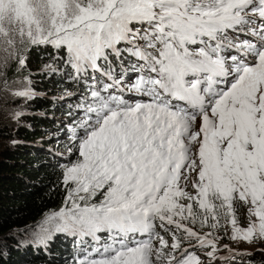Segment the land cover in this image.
I'll list each match as a JSON object with an SVG mask.
<instances>
[{"label":"snow or ice","instance_id":"6c2138e0","mask_svg":"<svg viewBox=\"0 0 264 264\" xmlns=\"http://www.w3.org/2000/svg\"><path fill=\"white\" fill-rule=\"evenodd\" d=\"M0 43L12 58L17 43L51 46L49 74L57 61L74 81L99 73L77 106V159L61 165L71 206L46 216L39 243L107 233L77 264H203L195 249L214 260L220 238L189 223L216 229L221 215L231 239L264 240V0H0ZM125 60L138 75L121 87ZM26 81L14 94L30 99Z\"/></svg>","mask_w":264,"mask_h":264},{"label":"trees","instance_id":"16d2710c","mask_svg":"<svg viewBox=\"0 0 264 264\" xmlns=\"http://www.w3.org/2000/svg\"><path fill=\"white\" fill-rule=\"evenodd\" d=\"M26 54L28 62L25 72L34 76L37 89L46 90L45 94L43 92V95H37L30 101L32 110L26 114L24 126L17 130V142L0 144V264H74L78 256H84L93 248L109 242L107 233H98L100 239L96 241L90 236L53 230L46 244L39 243L35 234L40 232L37 229L40 225L36 226L47 215L65 206L68 192L62 182L61 165H66L67 157L55 151L53 145L56 142L50 143L45 131L58 127L61 116H68L73 120L64 126L67 138H64L65 141L57 140V144H70L69 140L73 137L71 128H76L83 111L77 107L80 105L78 101L76 104L70 103L74 98L62 101L57 94L77 87L81 82L76 83L71 79L69 73L74 76V70L59 61L56 62L58 72L55 73L49 74L34 68L41 67L49 54L57 55L53 48L48 51L34 49L32 53L27 51ZM84 84L93 85L91 73L81 84L87 94L90 90ZM87 97L90 99V95L87 94ZM5 136L14 137L11 131L0 125V139ZM94 199L98 200L99 197ZM219 224L223 230L222 218ZM53 227L54 223L49 228ZM156 230L161 235H168L159 227ZM139 237L138 233L134 238ZM218 263L230 264L228 261ZM257 264H264V261Z\"/></svg>","mask_w":264,"mask_h":264},{"label":"rangeland","instance_id":"374dc122","mask_svg":"<svg viewBox=\"0 0 264 264\" xmlns=\"http://www.w3.org/2000/svg\"><path fill=\"white\" fill-rule=\"evenodd\" d=\"M4 47L5 45L0 43V125L5 126L7 130L11 131L14 137L9 138L8 136H5L4 139H0V144L8 143L11 145L17 142V139L19 138L17 130L21 129L24 126V122L26 121L25 116L26 114H29L32 110V108L29 105L30 101L33 98H35L37 95H43V92L46 89H41V90L37 89L35 86L34 76H31V74L25 72L26 70L24 69L27 67V62H28V59L26 57L27 56L26 52L28 51L29 53H32L34 49L35 50L37 49V47L29 46L26 43L25 44L17 43L16 58H12L8 52H5ZM43 47H46V48H43ZM49 48H52V47L51 46H40L39 47L40 50L43 49L45 51H48ZM20 56H23L26 58L25 66L22 68L19 67L18 65V59ZM50 56L51 55L49 54L47 58L48 60H46L41 67L34 66V68L35 69L40 68L41 70L45 64L52 63V61L49 59ZM110 59H113V58L110 57ZM128 60H131L132 63L136 62L135 58H132V57H129ZM128 60H125L124 67H125V64L129 65ZM114 64H115V61L113 59V65ZM56 66L57 64H54V67ZM116 69L117 71H119V68H116ZM59 72H62V71L60 70ZM90 72L92 75L93 74L97 75L96 73H92V71L89 70V73ZM26 78L27 80L31 81L32 91L36 94L30 99L26 97H19L14 94L16 91L29 86L27 84ZM84 79H86V77ZM84 79L79 80L81 83H79L77 87L74 86V88H70L64 91L62 94H57V96L61 97L62 101H66L67 99L69 100L71 98L72 99L74 98L72 102H70L73 104L77 101L79 102V104L84 103L85 102L84 98L87 97V94L89 95L90 93L89 92L86 94L83 88L81 87V84L84 81ZM91 79H92V76H91ZM103 79L105 81H108L106 78H103ZM5 81H7V86H5V83H4ZM92 81L94 82V85H87L88 83L84 84L86 88H89V90H91L90 86L96 88V80L92 79ZM75 82L77 83L78 81H75ZM128 99H134V98L128 97ZM79 114H82V113H79ZM77 116L78 115L74 116L73 118ZM82 116L83 115H81V117ZM81 117H79L78 119L79 121ZM72 120L73 119H70L68 116H61L60 119H58V122H59L58 127L51 128L45 131V133L49 135V139H50L49 142L50 143L56 142L53 145L55 151H58V153H61V155H63L64 157H67L66 164L68 165H70V163L74 162L77 159L78 153L76 152V148L78 145V141L70 139L69 140L70 144L59 146L57 144L58 142L57 140L65 141L67 136H65L66 132L64 131V126L70 123ZM71 129H73L71 131L73 134L74 132L79 133L78 132L79 130L77 128H71ZM46 139H48V137ZM72 186L73 185L69 184L66 187L67 192H68V188H71ZM188 191L195 194L194 190L191 188V185H189ZM92 202H97V199L96 200L93 199ZM70 206H71L70 204H67V205L65 204L64 207H70ZM236 207L238 208L239 224L241 227H246L247 222H248L246 208L242 204H237ZM194 210H195V206H194ZM51 214L52 213H50L49 215ZM221 218L223 219V223H224L223 230L221 227L219 229H211L207 225L204 228H200L199 223L192 225L187 221L185 222V223H189L190 227H193L194 230L200 232L201 234L211 233L214 237L218 236L220 238L217 243V247H216V253H215L216 259L214 260L209 258L206 255L208 251L212 250L211 248L205 247V248L195 249L197 255H199L201 260L203 261V264H219L218 262L220 261H224V262L228 261L230 264H257V262L259 261H264V240L255 239L251 243H249L243 240L231 239V234H232L231 225L226 222V219L222 215H221ZM44 220L45 219H43L40 222V224H38L36 227L41 225ZM50 226L51 224L46 225L45 227H50ZM37 229H40V226ZM139 234L141 235L144 233H139ZM164 237L165 239L171 241V237L169 235H164ZM190 244L194 245L196 244V241L194 239L190 241H184L182 247L188 248ZM224 245H228V247L225 248ZM81 258H83V256H78L74 264H77L78 259H81Z\"/></svg>","mask_w":264,"mask_h":264}]
</instances>
